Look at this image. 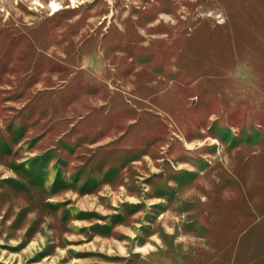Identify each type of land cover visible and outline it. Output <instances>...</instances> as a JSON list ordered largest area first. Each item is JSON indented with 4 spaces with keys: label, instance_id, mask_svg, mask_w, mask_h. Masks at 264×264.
<instances>
[{
    "label": "rangeland",
    "instance_id": "obj_1",
    "mask_svg": "<svg viewBox=\"0 0 264 264\" xmlns=\"http://www.w3.org/2000/svg\"><path fill=\"white\" fill-rule=\"evenodd\" d=\"M0 264H264V0H0Z\"/></svg>",
    "mask_w": 264,
    "mask_h": 264
},
{
    "label": "bare ground",
    "instance_id": "obj_2",
    "mask_svg": "<svg viewBox=\"0 0 264 264\" xmlns=\"http://www.w3.org/2000/svg\"><path fill=\"white\" fill-rule=\"evenodd\" d=\"M58 5L57 4H54V7H57Z\"/></svg>",
    "mask_w": 264,
    "mask_h": 264
}]
</instances>
